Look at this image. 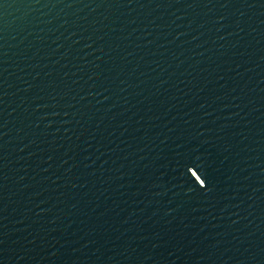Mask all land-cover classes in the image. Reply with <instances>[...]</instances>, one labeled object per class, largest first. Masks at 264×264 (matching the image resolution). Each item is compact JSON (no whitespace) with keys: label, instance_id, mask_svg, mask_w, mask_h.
Returning <instances> with one entry per match:
<instances>
[{"label":"water","instance_id":"1","mask_svg":"<svg viewBox=\"0 0 264 264\" xmlns=\"http://www.w3.org/2000/svg\"><path fill=\"white\" fill-rule=\"evenodd\" d=\"M0 264H264V0H0Z\"/></svg>","mask_w":264,"mask_h":264}]
</instances>
